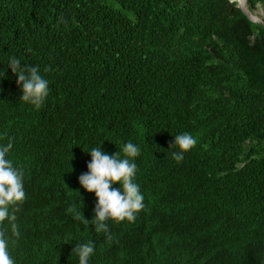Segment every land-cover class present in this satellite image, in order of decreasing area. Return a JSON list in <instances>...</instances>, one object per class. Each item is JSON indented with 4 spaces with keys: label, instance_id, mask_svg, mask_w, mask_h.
Masks as SVG:
<instances>
[{
    "label": "trees",
    "instance_id": "16d2710c",
    "mask_svg": "<svg viewBox=\"0 0 264 264\" xmlns=\"http://www.w3.org/2000/svg\"><path fill=\"white\" fill-rule=\"evenodd\" d=\"M260 6L249 0L252 12ZM243 9L0 0V68L15 56L50 86L37 110L10 68L0 81V146L12 143L8 158L24 173L25 198L0 222L15 264H79L74 248L87 242L89 264H264V18ZM181 133L197 143L177 163ZM129 141L141 150L145 208L108 221L107 239L79 177L90 148L123 157Z\"/></svg>",
    "mask_w": 264,
    "mask_h": 264
},
{
    "label": "clouds",
    "instance_id": "9594fccd",
    "mask_svg": "<svg viewBox=\"0 0 264 264\" xmlns=\"http://www.w3.org/2000/svg\"><path fill=\"white\" fill-rule=\"evenodd\" d=\"M228 1L238 3L241 7L239 0ZM245 6L246 11L241 8L249 16L247 11L252 12L249 0H245ZM257 10L264 13L261 6ZM257 10H255L256 13H261ZM6 66L0 68V81L7 78V71L10 68L17 77V86L22 91L20 100L37 110L40 109L50 93L49 80L41 73L40 68L28 67L15 56L9 57ZM174 137L171 149L176 147L178 150L172 152V157L179 163L197 141L190 133H181ZM12 148V143L0 146V222L10 221L11 208L25 198L24 173L8 158ZM122 151L123 157L120 156V151L115 155L106 153L102 145L90 148L87 151L91 156L87 164L88 171L79 177L81 186L89 193H95L97 202L94 208V219L91 222L95 231L105 233L107 239H111L108 221L132 222L145 208L144 194L136 182L138 166L135 160L141 155V150L138 145L129 141L123 145ZM117 184L120 185L119 188L115 187ZM69 212L77 220H82L85 224L89 222L76 205H73ZM73 253L78 257L79 264H89L95 254V244L93 242L76 243ZM0 264H15L9 252L8 241L2 233H0Z\"/></svg>",
    "mask_w": 264,
    "mask_h": 264
},
{
    "label": "rangeland",
    "instance_id": "374dc122",
    "mask_svg": "<svg viewBox=\"0 0 264 264\" xmlns=\"http://www.w3.org/2000/svg\"><path fill=\"white\" fill-rule=\"evenodd\" d=\"M257 11H261V10H257ZM247 12L253 15L252 17L255 19V21L262 22V19L264 17V13L262 11L261 13H256V11L254 12L247 11Z\"/></svg>",
    "mask_w": 264,
    "mask_h": 264
},
{
    "label": "bare ground",
    "instance_id": "6f19581e",
    "mask_svg": "<svg viewBox=\"0 0 264 264\" xmlns=\"http://www.w3.org/2000/svg\"><path fill=\"white\" fill-rule=\"evenodd\" d=\"M242 7V6H241ZM243 8V7H242Z\"/></svg>",
    "mask_w": 264,
    "mask_h": 264
}]
</instances>
